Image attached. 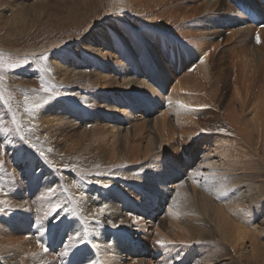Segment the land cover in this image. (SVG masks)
<instances>
[{
  "label": "bare ground",
  "instance_id": "6f19581e",
  "mask_svg": "<svg viewBox=\"0 0 264 264\" xmlns=\"http://www.w3.org/2000/svg\"><path fill=\"white\" fill-rule=\"evenodd\" d=\"M112 1L103 13L104 9L94 10L97 0H58L68 9L66 18L62 20L64 23L86 22L85 25H89L85 28L84 35L73 38L78 42L85 37L87 43L89 42L90 53L81 63L65 55L60 56L61 52H58V49L68 50V44L64 39L48 43L46 47L10 49L18 55L24 53L41 55L50 48H58L56 50L58 57L55 60L57 62L54 61L52 65L55 73L59 75L58 77L53 75L54 80L58 82L63 80L67 82L66 84L72 85L74 80L83 79L90 84L87 89H81L84 93L81 97L83 100L75 101L78 104L74 105L72 101L65 99H54L45 105L39 117L44 118L41 125L50 124L49 126L44 124L47 129L49 128L48 138L53 142L61 139L64 143L62 146L66 147L68 152L77 144L69 123H75L78 119H91L92 160L100 161L103 169L100 168L99 173L95 170L96 173L91 174V181L99 192L90 191L87 194L99 198L101 189H105L114 197H116L114 194L121 196L122 201L125 197L129 198L128 195L134 199L129 201L128 207L122 212L115 206L116 209L104 213V216L105 214L108 216L106 219L100 218L105 222L102 221L100 224L103 230L95 233L94 246L102 253H111L114 264H162L166 261H173V264H220L219 250L214 247L220 243L230 246L238 261L244 256H256L262 258L264 262V245L257 240L260 230L255 225L257 216L256 209L255 211L253 209L255 204H247L246 199L251 192L247 195L243 185L245 181L246 184L251 183L247 182V179L259 169L260 152L264 151V94H262L264 85H261L258 95L254 97L249 95V83H238L252 71L253 60L248 57L246 48L252 42V33H255V27L258 28L261 21L252 24L247 19L241 23L242 25H238V28L234 27L236 22H231L233 26V28L229 26L231 34L223 38V41L220 38L216 42L218 38L213 40L211 37L217 34L213 32L215 30L213 23L197 16L217 8L221 10L227 5L226 0H195L201 4L190 8L187 6L182 8L180 2L183 0ZM236 1V5L242 3L252 6L261 19L264 17L262 6L264 0ZM0 2H3L1 10L5 8L12 10L11 4L17 3L16 0ZM22 6L16 15L14 11L11 12L13 21L25 20V17L18 16L21 14ZM121 7L125 8L123 10H126L127 15H133L136 20H125L118 16ZM227 7L230 8V13L237 10L243 13L239 6L235 10L232 4L230 6L228 3ZM243 15L245 16L244 13ZM80 16L83 17V21L78 20ZM4 17L0 15V21ZM42 17L43 15L39 14V18ZM172 18L175 20L171 21ZM258 33L262 35L264 41V27ZM179 37L186 39L180 41ZM222 44H230L234 51L230 64L236 75L230 103L227 108L222 106L226 108L223 115L229 131L212 133L217 128L213 126L212 129L206 128L201 122V113L203 109L219 107L229 88L230 83L221 79L227 74V69L221 66L219 61L221 58L218 56L223 52ZM175 45H179V48H174ZM249 50H254L252 44ZM180 52L185 53L184 57L190 56L191 60H195V64L191 63L194 72L180 74L181 64L184 66ZM205 54L207 58L201 63ZM85 66L88 69H85ZM86 70L90 75H87ZM197 73L204 78L205 85H202ZM177 101L191 105L193 110L180 108ZM3 113L4 111L0 114ZM50 114H53L51 120L48 118ZM24 118L26 124L32 126L34 121L28 120L25 116ZM201 129L207 131L202 132ZM202 133L208 136L202 139V135H199ZM230 133L236 135V141L226 135ZM21 136L15 135L12 131L6 134L5 144H11L10 151H14L11 154L12 162L6 164L8 169L13 171V166L21 163L24 166L23 171L29 175L30 180L27 181L29 184L36 175V169L41 170L42 166L38 164L37 168H34L35 159L32 154L21 155L28 151V145ZM194 142L203 145L198 148L200 154H195ZM180 148L186 149L187 154L184 157L176 159L167 155L169 152H174L175 155ZM194 170L206 174L215 171L218 176L227 177L225 184L231 191L222 197L226 205L215 198L214 191H206L203 183L201 185L192 183L190 174ZM181 180L185 181L183 187L180 186ZM125 183L128 185L127 188L122 186ZM16 184L23 189L20 179ZM251 186L249 184L248 188L252 189ZM215 187H218V184ZM177 190L181 193L179 218L169 213V208L172 207L171 197ZM45 194L37 197L35 205L29 198L22 197L16 202L15 213H8L6 210L0 215L2 257L0 264H73L77 254H84L86 247L84 235L79 241H71L65 232L67 228H64L65 234L57 236L61 230L56 232L53 229L55 224L53 222L52 225L51 221L54 212L50 210V205L55 204ZM139 196L143 199H139ZM152 199L157 205L151 203ZM226 207L232 210L233 214L237 212L242 214L244 220L236 217V214L232 217L229 214L231 211ZM94 211L96 206L87 203L82 216L91 222V219H94L92 217ZM136 211L139 218L135 215ZM46 212L49 213L47 217ZM146 213L150 215L142 217ZM10 214L19 216L17 225L12 223ZM38 218H43L44 223L50 228L42 238L33 225ZM86 223L89 227L88 222ZM85 238L90 239L86 232ZM38 239L49 248L47 253L40 249ZM159 239L175 243L161 249L155 247L160 250H153L149 254V259H145L143 250L158 245L156 241ZM197 241L201 243L198 244ZM140 242L150 245H141ZM206 242H210L209 245L214 242L216 244L208 248ZM247 242L250 251L245 255L243 251ZM57 247H60L58 252ZM34 252L38 254L35 257L32 256ZM198 254L201 255L199 258ZM155 255L160 259L153 260ZM84 259V262L81 259L79 262L92 264L87 262V257ZM94 264L103 263L98 260V263Z\"/></svg>",
  "mask_w": 264,
  "mask_h": 264
},
{
  "label": "rangeland",
  "instance_id": "374dc122",
  "mask_svg": "<svg viewBox=\"0 0 264 264\" xmlns=\"http://www.w3.org/2000/svg\"><path fill=\"white\" fill-rule=\"evenodd\" d=\"M104 1L105 0H97V3H95L94 10L101 9L103 11L104 9L103 11L104 13L106 9L110 6V4L113 2L112 0H106L104 3ZM254 1H257V0H254ZM16 2H17L16 4H11L12 10H9L8 8H5V10H1V7H2L1 5H3V2H0V15L5 16L0 21V58H2L5 63V66L0 67V77H3V79L0 80V92L3 93L5 98H10L9 104L11 105V107L9 108V105L4 104L3 99H0V113L4 111L3 114H0V117L2 116V122H0V128L8 129L7 132L0 131V189H2L0 190V202L3 203V204L0 203V206H2L1 208L4 209V211H0V215L6 210L8 213H15L17 211L16 202L18 200H21L22 197L29 198L32 201L33 205H35L37 197L46 193L45 195L47 196V198L52 200L54 204L61 205L64 209V211L59 212V219H52L53 221H51L52 225H53V222L55 224L53 229L56 232L61 230V232L60 231L58 232L57 236H61L65 234V232H67V236L70 237L71 241H79L80 238H82V235H84V240H85L84 242L86 244L84 254H81V255L77 254L76 257H74L73 259V264H82V262H79V260L81 259V261L84 262L85 260L84 257H87L88 258L87 262H90L92 264L98 263V260L101 261L103 264H114L113 263L114 257L111 253H108V252L102 253L94 246L93 243L95 241V233L97 231L103 230V228L100 226L103 220H100V218L106 219V216H108V214H105L104 216L105 212H110L109 210L112 211V209H116V207L117 209H120L119 211L121 212L124 211V208L126 209L128 207L129 201L133 199V197L126 194L129 196V198L125 197L124 198L125 200L122 201L121 196L114 194L116 196L114 197L110 195L109 192L105 189H101V194L99 198H96L92 195L87 194V192H90V191L93 193L99 192V190L95 189L96 185L91 181V177H92L91 174L93 175L96 172L99 173V169L102 166L100 161H96L95 159L92 160L93 154L91 152L92 148H90L92 145L91 144V140H92L91 122H90L91 119L89 118H86L85 120L78 119V121L75 122L76 124L69 123V125L72 126L71 131H73V139L77 142V144L71 152H68V150H66V147L64 148V146H62V144L64 143L61 139L58 138L57 140H55L56 142L55 141L53 142L50 138H48L50 132L48 131L49 128L47 129L46 127L49 126L50 124L44 123L47 126L44 124L41 125L42 120L44 118H42V116L39 117V113H41L44 110L45 105H47L50 101L54 99H65L67 101H72L74 105L78 104L75 101L80 102L83 100L81 99V97L84 93L81 92V89H87L90 86L89 82L83 79H76L77 81L74 80L72 85H69V84H66L67 82H63V80L59 82L55 81L52 76L55 75V77H58L59 74L55 73V69L53 68L52 64L55 60H57L56 58L58 57L57 51L61 52L60 56L65 55L71 60L76 59L78 63H81V61H83L82 59L90 53V48L88 46L89 42L87 43V39L85 37H82L80 41L78 42L75 40L76 38L75 39L73 38L75 36L77 37V36L84 35L83 32L85 28H87L89 25L86 26L85 25L86 22L85 24L84 23H74L73 24L70 21L64 23L63 19L66 18V14H67L66 11L68 9L66 8L67 6L65 7L63 6L64 5L63 3H59L58 0H37L36 2L35 0L34 1L33 0H16ZM225 2H227V5H224V7L222 8H224L226 12L222 8L221 10L217 8L216 10H213V11L211 10L210 12L208 11L205 13L203 12L205 15L202 14V15L197 16L198 18L206 19L208 20V22L213 23V25L215 26V30L213 32L217 34H214L211 37H213V40L218 38L216 42H218L220 38H221L220 40L223 41L227 36H229V34H231L232 32L231 28H233V26L231 25V22H236V25L234 27L238 28V25H242L241 23L243 21H247V18H245L243 13L237 10L236 8L237 6H236V3H234V0H226ZM228 3L230 4V6L232 4V8H235L237 12L230 13L231 12V11L229 12L230 8L227 7ZM180 4L182 8H186L184 6H187L190 8L194 5L196 6L201 3L199 2L198 4L195 0H183L180 2ZM233 5H235V7ZM21 6L23 8L20 10L21 14H18V16L21 15L22 17H25V20L15 22L13 21L14 18H12L10 14L12 11H14L13 13L14 15H16V12L19 11ZM262 6L264 9V4ZM121 8L122 10H120L117 13L118 16H120L121 18H124L125 20H136L133 15L126 14V10L125 11L123 10L125 8L123 7ZM39 14H42L43 17L39 18ZM241 14L244 17H242ZM227 18L228 20H226ZM82 19L83 17L80 16L78 20L83 21ZM173 20L175 19L172 18L171 21ZM262 23H264V17H262L261 22L258 24L259 25L258 28L255 27L256 28L254 30L255 33H252V42L250 43V45L252 44V47L254 48V50L253 51L249 50L250 45L246 48L248 57H250L253 60L252 71L250 72L249 76H247L246 78L240 79L238 82V83H249L248 85L250 86L249 95L254 96V97L258 95L261 85H264V41L262 39V35H259L260 41H261L260 43H256V39H255L258 31L261 28H263V27H260ZM229 26L231 27L230 29H229ZM164 29L170 31L167 28H164ZM228 31L230 33H228ZM59 39L66 40L68 44L67 45L68 50L50 48L46 51L45 54H41V55H34L30 53H24L22 55H18L17 53L10 51V49L11 50H27V49H35L38 47H44V46L46 47L48 43H51ZM178 39L180 41H184L186 38L184 39L182 37H179ZM174 48H179V45H175ZM221 48L223 49V52L220 53V55H218L221 58L219 61L221 63V66L227 69V74L221 77V79H223L227 83H230L228 86L229 88L226 90L225 92L226 95L222 98L221 100L222 103L219 104V107H216V108L212 107L206 110L203 109V112L201 113L202 115L200 114L201 122L202 124L206 125V128L212 129L211 128L212 126L214 128H217L216 130H213V131L211 130L212 133H215L217 131L218 133L221 132L219 131V129H225L226 131H223L224 133L229 131L226 126V122H225L223 114L228 104L230 103L229 101L231 97L233 96V89H234L233 83L235 82L234 79L236 75L234 72L235 69H233L230 64L231 58L234 53V51L232 50V47L230 46V44H226V45L222 44ZM187 53L189 54V52ZM180 55L183 56V62H184V66L182 64H181V67L179 66L180 67L179 72L181 71L180 74L183 75V72H186V73L194 72L193 65H191V63L192 62L194 63L195 60H191L190 56L189 58L184 57L185 56L184 52H180ZM42 56L47 57V59H42L41 58ZM23 61H27V63H22ZM9 63H19L20 66L16 68H9L7 67V64ZM84 68L88 69L87 66H85ZM85 72L87 73L88 71L86 70ZM87 75H90V73H87ZM40 76H43L44 82L46 85L53 86L51 93H44L40 91V88H41ZM197 77L200 78L202 85H205L204 78L198 73H197ZM68 83H71V82H68ZM262 94H264V91L262 92ZM25 95H27L30 98V100H32L33 102L41 104L40 108L34 109L35 115H29L27 112H25V104H24ZM222 106L226 108L224 109ZM151 109L154 110L153 108ZM13 114H15V117H16L15 123L13 122ZM220 114H222L223 116ZM51 115L53 114H50V116L48 117L50 120L52 119ZM24 116L28 120L31 119L34 121V123H32V126L30 124L29 125L26 124ZM204 117H206V119ZM35 123L38 125H36ZM17 124H19L20 126L19 133L15 131ZM21 130L23 131L21 132ZM67 130L69 132V128ZM67 130L65 132H67ZM10 131L15 133V135L17 134L19 136L23 135L24 137L23 141L28 145V151L25 154H21V155H26L28 153L32 154L33 158L35 159V162L33 164L34 168H37L38 164L42 166L41 170L36 169V175L34 176V178L31 180L29 184H27V181L30 180L29 175L26 173V171H23L24 166H22L21 163L16 164V166L14 165L12 168L14 169L13 171L8 169L7 167L6 163L11 161V154L14 152V151H10L12 150L11 144H7V143L5 144L6 134L9 133ZM199 135H202V139L208 136V135H204L203 133ZM226 135L229 137V139H232L233 141H236L237 139L234 133H230L229 135L228 134ZM26 141H30L31 144L36 145V148L44 151L45 155L47 156V161L51 159L50 160L51 163L41 158L39 153L35 149L31 148L30 144L27 143ZM88 143L90 145H88ZM194 145H195V154H200L198 152V148L202 147L203 145L201 143L198 144V142H194ZM76 147L78 148V150ZM86 151L87 152L90 151L88 152L90 153L89 154L90 156L87 154ZM260 153H261V161H264V151L261 150ZM82 154L84 155V158ZM186 154H187L186 149L180 148L175 155H174V152H169L167 155L170 158L178 159V158L184 157ZM51 156H54V157H51ZM59 157H60V161H59ZM85 158L87 159V161ZM54 160H56L57 162ZM261 161L258 162L259 169H257V171L251 176V178L248 177L247 179V182L251 181V183L246 184L245 183L246 181H245L243 185L245 187L247 195H249V193L251 192L250 193L251 195H249V198L246 199V201H247V204L249 205H252L251 203L255 204L253 205L254 206L253 209L254 211L256 209V214H257L255 218V225L260 230L258 231L259 233L257 236V240L260 241L261 245H264V234H263L264 233V162H261ZM50 164H52V166ZM18 179L22 181L23 189L17 186L16 182L18 183ZM249 184L250 186L252 185L251 186L252 189L248 188ZM122 186L124 188L128 187L126 183L125 185H122ZM256 186L258 187L256 188ZM48 187L52 189L54 188V191L53 192L49 191ZM254 188L256 189L254 190ZM247 189H249V191H247ZM251 190L256 191V193L254 191L252 192ZM48 191L51 193V195L50 193H47ZM259 192L261 193L258 194ZM139 199H143V197L139 196ZM218 201L221 204L226 205V203H224L223 198L218 199ZM87 203H92L94 206H96V210L105 205L107 207L105 208V211L102 215H95V216L93 215L92 217H94V219H91V222H90V221H87V219L82 216L84 207L87 205ZM151 203L154 205H157V203L153 199ZM131 204L132 202L130 203V205ZM226 209H229V208L226 207ZM229 210L227 211L229 212ZM230 211L231 212H229V214L233 217L236 213L234 212L235 214H233L232 210ZM94 212L96 213V211ZM239 214L240 213L237 212L236 217H240L241 220H244V216L242 214L240 215ZM135 215L137 216V218H139V213L137 211L135 212ZM148 215L150 214L146 213L142 215V217H146ZM9 216L12 218V223L14 225H17L19 216L15 214H10ZM53 216H55V212ZM86 222H88L89 227ZM104 222L105 221H103V223ZM64 228H67L65 232H64ZM85 232L87 233V236L90 238L89 240L85 238ZM135 234L136 233H134V235ZM209 243L210 242L205 243V245L208 248L216 244L215 242L214 244L211 242L212 244L209 245ZM140 244L146 245V246L150 245L149 243H145V242H142V243L140 242ZM158 246L159 245L149 246L148 249H144L143 253L145 254L144 255L145 259H149V254H151L153 250H160L161 247L160 246L158 247ZM155 247L160 248V249H155ZM214 247L215 249L219 250V257H220L219 263L220 264H257V263L264 264L262 258L260 257L258 258L256 256H253V257L244 256L245 258L243 257L242 260L238 261L236 258L237 256L233 252L231 247L224 243H220V245L216 244V246L214 245ZM59 248L60 247H57V250H56L57 252L59 251L58 250ZM249 248H250L249 242H247L246 249L243 251L244 253H246L245 255L249 254V251H250ZM149 249H150V252H149ZM200 256L201 255L198 254V258ZM154 257L155 258H153V260L160 259V257L157 255H155ZM0 260H2L1 256H0ZM169 262L172 263L173 261H168V262L166 261L162 264H165V263L170 264Z\"/></svg>",
  "mask_w": 264,
  "mask_h": 264
},
{
  "label": "snow or ice",
  "instance_id": "6c2138e0",
  "mask_svg": "<svg viewBox=\"0 0 264 264\" xmlns=\"http://www.w3.org/2000/svg\"><path fill=\"white\" fill-rule=\"evenodd\" d=\"M260 27H264V23H262L260 25ZM255 39H256V43H260L261 42L260 41V37H259V33L256 34ZM41 58L42 59H47V57H43V56ZM206 58H207V54H205V57L202 58L200 62L204 63ZM22 63H27V61H23ZM3 66H5L4 60L2 58H0V67H3ZM19 66H20L19 63H9V64H7V67H9V68H16V67H19ZM2 79H3V77H0V80H2ZM40 79H41L40 91H42L44 93H51L53 86L46 85L45 82H44L43 76H40ZM0 99H3L4 104L9 105V108L11 107V105L9 104V99L10 98H5L2 92H0ZM177 103L180 106V108H182V109L193 110L191 105L185 104L183 101H177ZM24 104H25V112H27L29 115H35L34 109H38V108L41 107V104L33 102L32 100H30V98L27 95H25V97H24ZM13 122L14 123L16 122L15 114H13ZM0 131L7 132L8 129L0 128ZM15 131L17 133L20 132L19 124H17V127H16ZM201 131L205 132L207 130L201 129ZM219 131L223 132V131H226V130L225 129H219ZM21 139L24 140V137L21 136ZM26 142L30 144L31 148L35 149L39 153L41 158H43V159H45V161H47V156L45 155L44 151L36 148V145L35 144H31L30 141H26ZM47 162L51 163L50 161H47ZM65 167H67V166H65ZM190 176H191L193 184L201 185V183H203V187L205 188L206 191H214L216 199H221L222 197L227 196L229 191H231V189H229L226 186V184H225V181L227 180V177L224 176V175H219L218 176L215 171L210 173V174H206L203 171L194 170V171L191 172ZM184 183H185V181L181 180L180 181V186L183 187ZM217 184H218V187H215V185H217ZM0 190H2V189H0ZM49 191H54V189L49 188ZM180 196H181V193L177 190V191H175L174 195L171 197L172 207L169 208V213L172 216L176 217V218H179L180 215H181V213L179 211V208L181 206L180 202H179V197ZM0 203H2V202H0ZM106 207L107 206L105 205V206H102V207L98 208L96 210V213L94 214V216L95 215H102L104 213ZM50 210L52 212H55V216H53L52 219H59V212L60 211H64L63 207L61 205H59V204L50 205ZM0 211H4V209L0 208ZM48 215H49V213L46 212L45 216L47 217ZM34 226L36 227L37 231L40 233V237L41 238L50 231V228L44 223L43 218H38L34 222ZM53 226H55V225H53ZM37 243H38L40 249L42 250V252L47 253L49 251V248L46 247L45 244L42 243L40 239L37 240ZM156 243L160 247H166L168 245L174 244L175 242L171 241V240L159 239V240L156 241ZM181 243H183V242H181ZM196 243L199 244L201 242L197 241ZM37 255L38 254L35 253V252L32 253V256H34V257L37 256Z\"/></svg>",
  "mask_w": 264,
  "mask_h": 264
}]
</instances>
